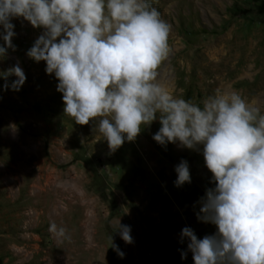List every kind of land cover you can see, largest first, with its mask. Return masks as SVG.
Listing matches in <instances>:
<instances>
[{"label": "rangeland", "instance_id": "obj_1", "mask_svg": "<svg viewBox=\"0 0 264 264\" xmlns=\"http://www.w3.org/2000/svg\"><path fill=\"white\" fill-rule=\"evenodd\" d=\"M150 2L171 26L161 73L174 94L199 103L219 88L264 104V0ZM12 22L16 49L0 59V71L19 64L27 79L16 92L0 78V264H194L191 252L181 259L182 228L199 238L216 231L196 217L213 186L203 156L159 145L158 121L109 154L91 121L64 115L45 62L27 57L42 30ZM181 159L192 182L176 187ZM51 222L70 239L57 241ZM119 222L130 226L132 243L115 231Z\"/></svg>", "mask_w": 264, "mask_h": 264}, {"label": "clouds", "instance_id": "obj_2", "mask_svg": "<svg viewBox=\"0 0 264 264\" xmlns=\"http://www.w3.org/2000/svg\"><path fill=\"white\" fill-rule=\"evenodd\" d=\"M17 19L42 30L26 55L45 62L58 81L64 115L78 125L91 121L109 154L158 121L152 139L159 145L203 156L213 186L196 217L216 231L199 238L183 227L181 259L191 252L194 264H264V104L219 88L199 103L174 94L161 73L171 26L150 0H0V59L16 49ZM0 78L5 91L16 92L27 79L19 64ZM174 171L176 187L192 182L187 160ZM48 231L57 241L70 239L55 222ZM115 231L132 243L130 226L119 222Z\"/></svg>", "mask_w": 264, "mask_h": 264}]
</instances>
